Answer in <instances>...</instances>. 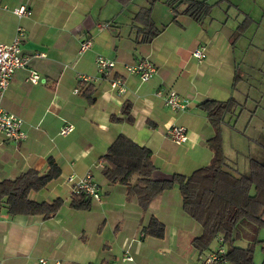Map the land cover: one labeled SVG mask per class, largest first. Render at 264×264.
Returning <instances> with one entry per match:
<instances>
[{
  "label": "crops",
  "instance_id": "obj_1",
  "mask_svg": "<svg viewBox=\"0 0 264 264\" xmlns=\"http://www.w3.org/2000/svg\"><path fill=\"white\" fill-rule=\"evenodd\" d=\"M135 1L0 0V42L10 43L17 26H22V53L31 56L25 67L14 72L3 99L5 109L23 118L26 138L10 141L0 133V181L30 168L45 173L50 158L58 164L59 176L29 196L38 202L63 201L48 218L10 215L0 204V264H101L106 260L118 264H201L204 254L214 248L200 252L192 245V238L202 228L182 209L176 187L162 191L143 209L137 197L126 191V186L136 182L137 174H132L125 185L110 184L102 174L100 157L122 133L151 151L154 179L175 173L188 175L208 165L213 155L209 140L216 127L199 104L207 99L230 98L237 103L234 93L241 81V66L256 59L257 48L264 55V47L246 44L240 54L236 45L257 19L232 0H205L211 8L200 21L182 13L185 2L176 12L160 0L163 16L168 19L161 25L154 20L159 0H139L149 5L137 11L132 8ZM222 2L227 10H238L242 18L237 26L229 30L225 20L220 30L209 34L200 30L198 24L204 20L211 26L214 7ZM19 5H25L31 14H14L12 8ZM148 7L149 23L140 18ZM243 21L248 25L237 37V27ZM145 28L155 31L147 40L143 39L148 34ZM84 37L91 45L81 53ZM200 46L205 47L206 56L198 61L192 52ZM98 55L115 61L111 75L123 78L125 91L110 88V77L96 68ZM141 59L156 67L155 74L144 82L125 69V65ZM30 69L40 75L38 83L28 80ZM86 75L91 79L83 81L81 76ZM88 86L93 101L84 95ZM159 89L176 91L188 100L187 108L179 112L169 109L155 94ZM124 103L131 106L132 123L110 118L122 117ZM223 119L219 129L225 161L237 173L248 174L250 158L264 162V131L257 139L245 138ZM65 123H71L73 131L61 135L59 130ZM173 124L187 128L185 143L176 144L168 137L167 128ZM87 172L98 183L101 200H92L88 210L73 209L69 202L74 193L65 179ZM152 218L164 225L163 237L144 235L143 229ZM239 229L241 235L233 245L246 247L254 236L262 243L260 228L254 231L251 225L240 223ZM224 246L228 249L227 244ZM127 249L132 261L121 259Z\"/></svg>",
  "mask_w": 264,
  "mask_h": 264
},
{
  "label": "trees",
  "instance_id": "obj_2",
  "mask_svg": "<svg viewBox=\"0 0 264 264\" xmlns=\"http://www.w3.org/2000/svg\"><path fill=\"white\" fill-rule=\"evenodd\" d=\"M167 6L177 12V7L186 3L182 13L190 15L200 21L209 12L211 5L205 0H165ZM150 8H145L140 18L149 23ZM249 22L248 20H246ZM237 27V37L244 31L247 22ZM151 26V24H149ZM148 25V26H149ZM146 29V28H145ZM149 35L155 33L147 28ZM161 30V28H158ZM151 36V35H150ZM92 88L88 86L84 95L91 97ZM236 102L232 98L227 100L207 99L199 106L206 110L209 120L216 127L215 135L209 140L212 147V160L208 165L193 170L184 175L175 173L164 179H154L155 166L151 160V151L132 141L124 134H119L100 157L104 163L101 169L103 176L110 184L125 185L132 174H137L133 185L126 186L127 194H134L141 208L145 209L149 203L162 191L176 187L182 198V209L199 223L202 228L198 236L192 238V245L200 252L208 249L218 237L228 245L225 259L230 264H255L253 250L259 240L254 236L246 247L233 245L238 235L240 223H247L254 229L264 226V162L250 158L249 173L240 174L229 167L221 144L220 123L225 114L234 111ZM122 117L112 115L113 121L133 122L131 106L124 103L120 110ZM60 174L58 164L48 160V169L39 173L35 169H28L15 178L0 181V204H3L10 215H42L48 218L55 214L63 204L61 198L51 202L35 201L30 198L31 192L40 191L48 182L56 179ZM69 206L77 210H88L92 206V199L83 193L73 194ZM164 225L156 218H152L144 227V235L163 237Z\"/></svg>",
  "mask_w": 264,
  "mask_h": 264
},
{
  "label": "built area",
  "instance_id": "obj_3",
  "mask_svg": "<svg viewBox=\"0 0 264 264\" xmlns=\"http://www.w3.org/2000/svg\"><path fill=\"white\" fill-rule=\"evenodd\" d=\"M12 12L18 17L29 16L31 14L30 9L25 5H19L12 8ZM104 27V24H100ZM24 28L17 26L16 33L13 40L10 43L0 42V133L5 139L10 141H20L26 138V132L24 130L23 118L3 107V99L5 93L9 87L10 81L14 72L17 69L25 67L29 60L30 55H24L21 49V41L24 38ZM91 45L89 38L84 37L80 43L79 52L86 51ZM34 56H43L42 53L33 54ZM192 55L201 61L206 56L204 46L197 47L193 50ZM95 65L97 70L105 77L109 78L110 88L116 92L125 91L123 78L120 76H112L111 70L116 66L114 60L106 58L105 56L98 55L95 59ZM127 72L138 75L140 81L144 82L149 80L156 72L155 65L148 59H141L132 64L125 65ZM112 76V77H111ZM40 75L34 71L29 70L28 80L31 83H38L40 81ZM83 81L91 79L89 76H81ZM157 97L161 98L164 104L171 110L179 112L187 108L188 100L182 98L176 91L169 90L163 91L161 89L155 92ZM73 125L71 123H65L61 126L59 134L67 135L73 131ZM168 137L176 144L185 143L188 140L187 128L182 125H170L166 131ZM69 185L72 193H83L85 196L92 200H101V192L98 183L93 179L92 174L87 172L83 176L70 174L65 179ZM226 249L224 246L223 238H217V245L213 249L208 251L202 264H224ZM123 261H132L133 258L129 253V250H125L121 258ZM41 263H45L44 259L40 260ZM58 263V262H57ZM101 264H118L117 261H103Z\"/></svg>",
  "mask_w": 264,
  "mask_h": 264
},
{
  "label": "rangeland",
  "instance_id": "obj_4",
  "mask_svg": "<svg viewBox=\"0 0 264 264\" xmlns=\"http://www.w3.org/2000/svg\"><path fill=\"white\" fill-rule=\"evenodd\" d=\"M150 1V0H149ZM214 2L216 0H209ZM236 5L243 11L249 13L253 12L256 16L257 21L251 25L239 38L236 43L240 54L244 50V46L256 45L258 47H264V0H232ZM263 5H260V3ZM139 6H138V4ZM146 2L135 1L132 8H136L137 11L140 6H148ZM162 3L159 0L155 5L154 20L158 23H165L167 18L162 13ZM157 9V10H156ZM237 9L230 8L227 10V4L222 2L214 7V10L210 16L212 21L211 26L208 24V20H204L198 27L202 31H207L209 34L215 29H221L223 23L226 20V27L229 30L234 29L239 20L242 18L237 15ZM259 11V13H257ZM165 18V19H164ZM214 18V19H212ZM160 25V26H161ZM186 27L187 24H185ZM189 28H187L188 30ZM212 29V31H210ZM237 49V53H238ZM255 60H251L252 63L242 65L241 60L239 64L241 66V81L238 83L235 91V98L237 100L236 107L233 112L227 113L224 116V121H229L230 124L235 125V130L245 138H256L259 137L258 133L264 131V55L260 50H256ZM256 63L257 66H251L250 64ZM258 238L262 240L258 242L253 250V260L255 264H264V226L260 227L258 232ZM210 246H216V238ZM245 245V244H244ZM208 252H206L202 258L201 264L205 259Z\"/></svg>",
  "mask_w": 264,
  "mask_h": 264
}]
</instances>
